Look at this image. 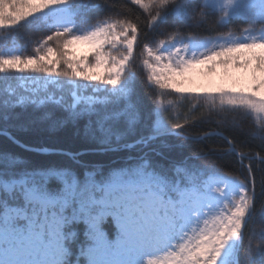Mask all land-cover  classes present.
<instances>
[{"label":"snow or ice","instance_id":"snow-or-ice-1","mask_svg":"<svg viewBox=\"0 0 264 264\" xmlns=\"http://www.w3.org/2000/svg\"><path fill=\"white\" fill-rule=\"evenodd\" d=\"M0 33V136L53 157L0 150V264H264V0H0Z\"/></svg>","mask_w":264,"mask_h":264},{"label":"trees","instance_id":"trees-1","mask_svg":"<svg viewBox=\"0 0 264 264\" xmlns=\"http://www.w3.org/2000/svg\"><path fill=\"white\" fill-rule=\"evenodd\" d=\"M118 2H124V0H118ZM135 8V6H132ZM238 26H242L241 22L236 21L233 24L229 25V27L236 28ZM225 31L227 29H224ZM40 38L39 34H33L32 39H38ZM3 39V33H0V40ZM27 37L22 36L21 37V45L24 44ZM23 51L30 52L31 51V45H28L26 47L22 48ZM141 91L143 92L145 90L144 85H140ZM187 108V105L185 104L184 108L182 109V112L185 111ZM19 111V109L17 110ZM57 116L60 115V113H56ZM250 121H246L242 127H248ZM210 126L205 125L203 126L204 130H208ZM15 136L19 138L22 142L33 145V146H39V145H47L50 147H58V148H64V149H71V150H88L93 147L89 141H87L84 138L83 134V122L79 126H73L71 124L57 128L55 130H49L46 125H42L39 127H36L34 129H30L27 132H18L15 129H10ZM200 129H197L199 131ZM209 146H220L222 144L221 141L217 139H212L210 141H207ZM200 146H193V148H197ZM252 148L253 151H260L259 143L258 142H252ZM0 150H8L12 152L19 153L22 156H26L34 161H45L48 159H53V157H46L37 155L36 153H28L24 152L22 149L18 148L15 144H12L9 140L5 139L3 136H0ZM191 149H186L185 154H189ZM127 153L125 152H108V153H93L89 152L88 155L84 157V160L87 162L95 163L101 166H106L113 161L120 160L123 157H126ZM56 159H59V157H55ZM234 157H229L226 160V163L228 164L229 168L231 167L232 161L234 160ZM204 161H201L203 163ZM247 163V161H245ZM225 170H228L227 168ZM259 207V205H257ZM256 229L259 230L261 225L257 223L255 225ZM256 241H254L255 243Z\"/></svg>","mask_w":264,"mask_h":264},{"label":"rangeland","instance_id":"rangeland-1","mask_svg":"<svg viewBox=\"0 0 264 264\" xmlns=\"http://www.w3.org/2000/svg\"><path fill=\"white\" fill-rule=\"evenodd\" d=\"M86 51V48H84L83 46H79V47H77V49H76V52H77V54L79 55V54H82L83 52H85Z\"/></svg>","mask_w":264,"mask_h":264},{"label":"water","instance_id":"water-1","mask_svg":"<svg viewBox=\"0 0 264 264\" xmlns=\"http://www.w3.org/2000/svg\"><path fill=\"white\" fill-rule=\"evenodd\" d=\"M89 152H91V151H89ZM93 153H98V152H93ZM100 153V152H99Z\"/></svg>","mask_w":264,"mask_h":264}]
</instances>
